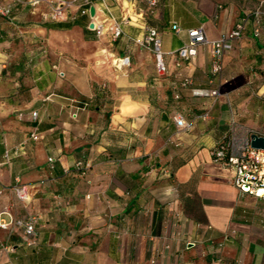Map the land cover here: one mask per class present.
<instances>
[{
  "label": "crops",
  "instance_id": "obj_1",
  "mask_svg": "<svg viewBox=\"0 0 264 264\" xmlns=\"http://www.w3.org/2000/svg\"><path fill=\"white\" fill-rule=\"evenodd\" d=\"M0 2L13 9L0 15V211L39 216L32 244L0 228V264H264V198L241 192L211 154L234 121L264 133V0H78L65 19L49 17L51 0ZM248 10L260 11L261 34L248 18L220 73L208 44L177 55L188 29L215 40ZM150 28L166 74L135 41Z\"/></svg>",
  "mask_w": 264,
  "mask_h": 264
},
{
  "label": "built area",
  "instance_id": "obj_2",
  "mask_svg": "<svg viewBox=\"0 0 264 264\" xmlns=\"http://www.w3.org/2000/svg\"><path fill=\"white\" fill-rule=\"evenodd\" d=\"M43 0H34L38 3ZM78 0H51L55 4L51 12L48 14L52 19H65L66 10ZM89 0H85V4ZM106 5V0H102ZM150 6H155L160 0H146ZM13 9L10 5L0 2V15L11 17ZM248 18L254 21V36L258 37L261 34V19L259 10H248L244 17L237 22L235 27L222 37L210 40L207 37L203 25L193 27L187 30L188 39L184 41L182 46L176 51L177 55L183 59H189L197 54L198 46L200 44H208L211 46V67L214 74L221 72L223 68V57L225 53L232 48V42L240 38L245 29V22ZM174 31L180 33L182 28L178 23L172 25ZM93 30L97 35H101L104 31V25L101 22H95ZM115 38L124 34L120 25H115L111 28ZM137 43L152 51L159 74L167 73V65L165 62V52L162 49V41L159 32L155 28H150L143 39H135ZM116 64L119 66L128 65L129 57H122L116 59ZM191 83L190 79H184L182 85L187 86ZM212 95H218L217 90L211 92ZM38 117V113L34 112V118ZM174 121L180 131L188 130L190 123L184 118L182 114L174 115ZM262 136L264 133L253 129H246L243 134L237 132L236 123L233 126L227 138L220 140L214 145L211 150L214 161L220 162L224 165L234 167L235 176L234 183L241 192L251 194L253 196L264 198V148H256L252 146V136ZM33 139H38L36 133H32ZM53 158H49L52 161ZM82 175H85L91 164L87 161L79 160L74 166ZM13 192L19 202L27 203L31 200L29 185L21 181L20 177H16V182L12 186ZM8 215V219L4 218ZM39 216L36 214L30 215L27 218H15L8 206L0 211V228L5 230L22 229L25 239L29 244L34 243L33 238L36 234V224Z\"/></svg>",
  "mask_w": 264,
  "mask_h": 264
},
{
  "label": "water",
  "instance_id": "obj_3",
  "mask_svg": "<svg viewBox=\"0 0 264 264\" xmlns=\"http://www.w3.org/2000/svg\"><path fill=\"white\" fill-rule=\"evenodd\" d=\"M90 12H91L92 16H95V8L94 7L91 8ZM94 26H95V22L92 21L90 24V27L94 28ZM252 146L256 147V148H264V137L257 136V135L252 136Z\"/></svg>",
  "mask_w": 264,
  "mask_h": 264
}]
</instances>
